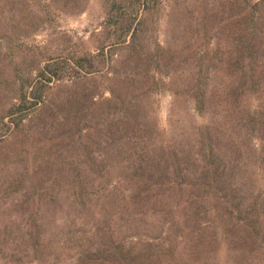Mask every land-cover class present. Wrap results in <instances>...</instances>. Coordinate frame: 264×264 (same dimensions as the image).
<instances>
[{
	"label": "rangeland",
	"instance_id": "rangeland-1",
	"mask_svg": "<svg viewBox=\"0 0 264 264\" xmlns=\"http://www.w3.org/2000/svg\"><path fill=\"white\" fill-rule=\"evenodd\" d=\"M251 1L259 0H157L149 11L135 10V24L143 20L136 47L114 55L116 71L110 74L124 80L129 85L125 87L137 89L134 94L140 98L133 101L128 117L124 111L104 122L108 142L98 152V161L86 166L88 180L99 177L95 185L104 189L102 197L75 201L70 180L64 178L80 162L75 160V146H66L70 139L61 134L69 117L90 111L93 102L110 95L109 87L121 89L118 82L98 74L61 87L53 103L35 119L28 142L20 135H6L0 145V264H126L107 256L91 260L86 251L100 242L115 248L137 236L176 246L168 250L130 244L139 254L134 264H264V226L259 238L252 233L244 237L235 230L230 233V226L218 220L216 235L212 228L201 230V243L195 249L178 243L182 231L179 226L166 228L164 216L120 212L124 195L115 186L117 179L135 169V153L153 162L161 154L156 148L162 142L194 155L198 125L213 121L220 143L228 142L235 155H243L240 183L246 185L242 189L264 191V170L257 161L264 148V6L256 14L262 33L250 58L245 44ZM55 4L56 14L47 27L36 34L29 31V45L49 40L53 45H68L104 29L108 8L102 0H57ZM85 47L93 48L88 43ZM18 55L11 62L0 54V81L16 76L15 63L22 62ZM27 69L24 64L19 82ZM199 72L207 76L204 116L195 110L192 92ZM245 73L259 82L254 93L248 82L241 87L248 80ZM1 89L0 94L7 93ZM254 119L261 125L258 135L252 131ZM61 174L65 177L58 179ZM260 202L256 209L261 207L263 212L264 198ZM245 206L256 205L248 200ZM261 220L264 224V217ZM203 221L194 216L190 226L198 228Z\"/></svg>",
	"mask_w": 264,
	"mask_h": 264
},
{
	"label": "trees",
	"instance_id": "trees-1",
	"mask_svg": "<svg viewBox=\"0 0 264 264\" xmlns=\"http://www.w3.org/2000/svg\"><path fill=\"white\" fill-rule=\"evenodd\" d=\"M56 1L0 0V54L5 58L10 57L11 62H16L15 58L20 56L18 53L22 55V62L15 63L16 76L0 81V92L1 88L7 92L0 94V145L6 135H20L24 143L28 142L33 136L35 119L53 103L54 93L61 87L77 85L98 74L118 82L121 89L114 85L109 87L110 95L93 102L90 111L69 117L71 119L68 118L66 122L68 128L61 134V138L70 139L66 146H75L77 163L85 166L78 164L70 169L69 176L61 174L58 179H69L75 201L87 203L95 196L102 197L105 192L95 185L99 177L93 181L87 179L89 170L86 167L98 161V152L108 142L104 122L111 115L124 111L128 117L130 114L127 111L133 101L140 98L134 94L137 89L125 87L128 84L124 80L110 74L111 70L116 71L112 69L114 55L118 51L136 47L143 20L141 18L135 24L138 16L135 10L149 11L157 0H102L108 8L104 29L93 31L87 40L80 38L68 45L64 42L53 45L50 40L42 45H29L27 38L30 34L45 29L52 15L56 14ZM263 6L264 0L251 1L246 12L249 27L245 49L250 58L255 56L256 40L262 33L258 32L256 14ZM86 43L92 44L93 48L85 47ZM24 64L28 73L19 82ZM114 71L111 73L114 74ZM243 77L248 80H244L241 87L248 82L253 86L250 90L254 93L259 82L252 73H245ZM206 79L207 76L199 72L197 84L192 89L195 110L201 116L206 115L207 111ZM255 120L252 131L258 135L261 125ZM212 124L213 121L198 125L194 155L188 156L168 141L158 146V142L153 143V146H157L156 151L161 153L155 156L153 162L143 153H135V169L127 177L123 175L115 181V186L119 185L124 195L121 207H118L120 212L164 216L162 223L166 228L179 226L182 231L178 243L195 249L201 243V230L212 228V235H216L219 227L214 223L218 220L224 226H230V229L227 227L230 233L235 230L245 234L244 237L246 233H252L259 238L264 226L261 220L264 211L256 207L261 205L264 191L254 193L242 189L246 185L240 183L244 181L241 177L243 155H235L228 142L220 143ZM257 161L260 169L264 170V148H261ZM49 180L46 179V182ZM248 200L254 201L256 206L251 209L244 207ZM194 216L204 221L200 227L192 229L190 223ZM136 239L123 240L115 248L105 247L100 242L87 249L86 256L91 260L107 256L120 263L134 264L139 254L129 247L130 244L137 243L143 247L148 244L168 250L176 246L164 241L158 243L156 238L150 236H137Z\"/></svg>",
	"mask_w": 264,
	"mask_h": 264
}]
</instances>
